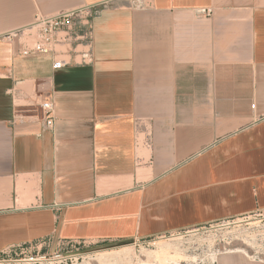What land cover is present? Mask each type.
<instances>
[{
	"label": "crops",
	"instance_id": "obj_1",
	"mask_svg": "<svg viewBox=\"0 0 264 264\" xmlns=\"http://www.w3.org/2000/svg\"><path fill=\"white\" fill-rule=\"evenodd\" d=\"M94 1L0 0V35ZM20 48L0 38V251L264 208V0H115L94 20L93 62L54 69L52 53ZM44 98L53 129L19 120L15 103ZM234 253L219 264L247 262Z\"/></svg>",
	"mask_w": 264,
	"mask_h": 264
},
{
	"label": "rangeland",
	"instance_id": "obj_2",
	"mask_svg": "<svg viewBox=\"0 0 264 264\" xmlns=\"http://www.w3.org/2000/svg\"><path fill=\"white\" fill-rule=\"evenodd\" d=\"M122 1L132 3L136 8H148V0ZM190 14L194 19L196 14L203 15L200 12H190ZM255 233L257 230L250 229L249 225L242 221V218H232L225 222L218 221L205 224L197 227V229L192 228L189 231H182L173 235L165 234L147 239L137 238L130 241L96 243L63 242L56 248L47 246L48 242H26L21 245H31L32 249L28 248L27 256L45 255L50 260L48 263L32 262L31 264H219L222 255L228 249L235 248L246 250L234 253L247 261L246 263L242 262V264H264V262L251 261L247 256L256 250L261 251L262 246L264 248V244L260 239L258 240L260 237H257ZM18 246L20 247V245ZM15 250L20 251V249L13 247L1 250L0 258L9 259V257L23 256H17L14 253ZM3 251H7V253L4 254ZM102 251H109L110 253L101 254ZM54 252L61 253L62 256L56 257L53 255ZM260 257H264V255H260ZM0 264H7V262H0Z\"/></svg>",
	"mask_w": 264,
	"mask_h": 264
},
{
	"label": "built area",
	"instance_id": "obj_3",
	"mask_svg": "<svg viewBox=\"0 0 264 264\" xmlns=\"http://www.w3.org/2000/svg\"><path fill=\"white\" fill-rule=\"evenodd\" d=\"M113 2L114 0H98L87 2L76 7L62 9L53 14L38 13L32 23L1 34L0 38L8 41H20V53L24 55L52 53L54 55L52 63L54 69L63 68L73 61L78 63H91L94 60V20L105 9L109 8ZM199 12L210 15L213 10L211 8H203ZM15 105L19 120L30 118L43 121L48 128L53 129L55 127L57 120L56 105L52 98H44L39 101L31 99L25 103H15ZM237 218H242V221L246 222L250 229L257 230L255 235L260 237L258 240L260 239L264 244V208H259L250 214ZM225 221L221 220L219 222ZM195 228L197 229V227ZM175 233H170L169 235ZM18 247H13L14 249H20L19 252L15 250L14 253L17 256H23L16 258L9 257V259L6 257L0 258V262H7V264L50 262L49 258L45 255L27 256V251L29 252V249H32L31 245H20ZM260 249L261 251L256 250L253 254L247 256L252 261L263 262L264 257H260V255H264L263 246ZM3 253L6 254L7 251H3ZM53 255L56 257L62 256L61 253L59 254L57 252H54Z\"/></svg>",
	"mask_w": 264,
	"mask_h": 264
},
{
	"label": "bare ground",
	"instance_id": "obj_4",
	"mask_svg": "<svg viewBox=\"0 0 264 264\" xmlns=\"http://www.w3.org/2000/svg\"><path fill=\"white\" fill-rule=\"evenodd\" d=\"M162 246H164V245H162ZM166 246V245H165ZM170 246V245H169ZM125 247V246H124ZM127 247V246H126ZM128 248V247H127ZM132 248V247H131ZM162 248V247H161ZM128 250V249H127ZM130 250V249H129ZM122 251V250H121ZM124 251H126V250H124ZM163 251V250H162ZM242 251H246L245 249H242V248H235V249H228L225 253H233V252H242ZM109 251H102V253L101 254H106V253H108ZM110 253V252H109ZM108 253V254H109ZM111 253H114L113 251H111ZM165 253V252H164ZM100 254V253H99ZM126 255V254H125ZM100 256V255H99ZM105 256V255H104ZM154 256V255H153ZM117 257V256H116ZM187 258V257H186ZM153 259V258H152ZM170 259V258H169ZM174 260V259H173ZM176 260V259H175ZM177 261V260H176ZM179 261V260H178ZM146 262V261H145ZM144 262V263H145ZM150 262V261H149ZM173 262V261H172ZM147 263H148V261H147ZM153 263V262H152ZM174 263V262H173ZM176 263V262H175ZM128 264V263H127ZM170 264V263H169Z\"/></svg>",
	"mask_w": 264,
	"mask_h": 264
}]
</instances>
